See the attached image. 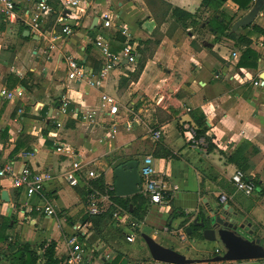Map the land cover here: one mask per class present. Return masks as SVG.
<instances>
[{"label":"crops","instance_id":"1","mask_svg":"<svg viewBox=\"0 0 264 264\" xmlns=\"http://www.w3.org/2000/svg\"><path fill=\"white\" fill-rule=\"evenodd\" d=\"M17 1L19 5L28 3V0ZM164 1L194 16L183 24L178 23L169 12L160 21L156 19V13L152 12H157V7L146 0H88L89 5L80 9L79 25L74 28L73 34L64 42H57V48L51 52L46 49L48 41L44 42L40 37L39 40L34 39L32 35L36 34L33 32L31 39L24 38L26 29L22 31V28L26 26L20 21H12L18 25L23 38L21 47L11 50L17 58H22L23 64L18 68L13 66L12 72L13 69H20L24 76L19 77L14 72L13 75L24 78L31 71L35 79L40 80H35L34 84L37 85L31 90L18 83L17 86L25 88V95L21 99L11 101L0 94V168L6 163L15 162L18 168L27 163L36 170L51 171L54 178L46 184L45 194L56 210L52 216L59 221L61 232L55 236L50 231L46 232L45 224L52 219L51 216L28 204L25 198L18 200L17 206L14 205L12 193L19 194V190L14 188L8 175L0 176V216L14 213L19 229H11V237L19 234L22 243L29 242L33 249L39 251L41 257L38 264L45 262L43 251L39 249L41 241L55 240L56 255L65 259L67 238L81 226L76 225L74 215L79 211L82 199L76 186H71L65 179L71 169V161L56 153L55 131L48 120L58 106L56 103H61L64 98L69 100L74 111L65 117V124L59 130L60 137L79 148L88 158H95L108 184L113 183V170L120 160L139 157L141 162L146 156H152L156 175L162 180L165 193L161 203L150 202V208L139 224L140 232L142 226L153 228L150 235L163 245L190 258L206 259L207 256L188 255L175 236L182 235L189 223L191 226L194 224L189 221L176 231L169 225V219L189 215L202 217L210 206L229 204L227 211L232 208L239 223L245 224V234L264 242L262 188L257 185V191L248 196L237 191L231 182V175L241 164L245 172L264 187V87L252 82L264 71V49L256 46L263 34L259 37L250 31H256L255 25L264 29V19L258 15L256 18L260 20H254L251 25L237 30L238 35L251 37L252 47L262 54L258 60V70L239 67L244 47L233 48L223 43L221 39L228 38L226 36L216 39L217 33L209 25L213 16L221 15V21L230 22L233 30V24L246 14L242 15L241 10L244 9H240L235 0H226L221 6H204L202 0ZM52 2L55 4L59 0ZM212 8L220 9L222 14L209 15L208 10ZM109 11L118 13L119 18L114 19L113 27L104 28L103 15ZM235 13L240 16L238 14L234 21H230L229 17ZM49 25L47 23L46 27L51 28ZM125 27L129 29L128 39L136 50L134 62L123 63L111 70L103 86L98 88L90 86L86 80L77 82L68 77L65 61L57 58L59 51L76 58L89 72L95 73L100 68L101 56L91 45L94 41L91 30L96 35L102 33L114 44L115 33L121 31V35L125 36L122 32ZM206 32L210 33L209 37L204 35ZM150 38L159 43L155 49L146 50L147 60L143 72L138 80H132L130 74L136 69L138 57L145 48L141 43ZM227 40L234 41L230 38ZM233 52L237 53L236 56L232 55ZM9 64L11 60H0V90L3 87L14 88L11 77L6 74ZM42 64L40 71L38 68ZM27 67L29 70L25 72ZM39 73L41 77H38ZM103 93L114 95L119 101V112L114 116L118 128L106 140L101 139L107 130L106 121L109 120V116L103 115L107 109L102 100ZM36 103H39V110H35ZM19 108H23L22 113ZM90 110L102 115L94 124L84 119V112ZM202 117L205 123L200 124L198 121L201 122ZM187 124L196 127L197 131L205 132L201 137L209 138L216 147L210 151L207 140V147L193 146L189 141ZM156 131L162 133L159 138L154 136ZM17 144L18 151L14 150ZM165 150L170 154L162 155ZM232 155H235L233 160ZM81 184L84 183L81 181ZM3 190L8 191L10 202L2 200ZM70 193L76 199L73 207L66 205L62 198L70 196ZM221 194L226 195L225 201L221 200ZM36 199L34 197L33 201ZM120 208V215L113 216L114 222L92 244L107 254H99L98 257L90 255L89 264H111L121 253L123 257L117 264H166L153 258L141 263L135 260L125 263L126 259H130L126 247L131 246L140 235L131 232L128 224L131 215ZM35 211L38 213L35 214ZM172 212L175 214L171 215ZM39 214H43L41 232L36 229L38 227L40 230ZM66 222H71L72 227ZM30 224L33 228H29ZM89 229L86 240L92 235ZM130 232L134 236L133 241L126 238V233ZM200 241L207 240L203 238ZM217 248L223 250L222 244ZM0 264L9 262L0 259ZM234 264H264V258L237 261Z\"/></svg>","mask_w":264,"mask_h":264},{"label":"built area","instance_id":"2","mask_svg":"<svg viewBox=\"0 0 264 264\" xmlns=\"http://www.w3.org/2000/svg\"><path fill=\"white\" fill-rule=\"evenodd\" d=\"M258 2V0H250L251 8ZM59 11L57 16L53 19L51 28L46 25L51 21L53 12L55 11L54 2L52 0H28L26 5H19L17 0H0V15L5 21H20L24 26L38 35L42 41H48V49L50 52L57 48V42H64L67 37L71 36L74 32V26L79 25V18L81 16L80 9H84L89 5L88 0H59ZM259 16L264 19V4L262 5ZM118 13L113 11L106 12L103 15L102 25L104 28L114 26V19H118ZM57 26L60 29L57 30ZM122 32L127 36V41L123 47L118 51H112L110 42L105 38L102 33L97 34L94 38L93 45L98 50L101 56V65L97 72H89L86 67L76 58L68 55H63L61 51L58 53V60H64L67 66L68 77L74 81L81 82L86 80L92 87H101L107 80L109 73L114 68L120 67L126 63L134 62L136 60V50L134 45L129 41L130 32L127 27L122 28ZM259 48L264 49V34L262 38L256 43ZM236 52L232 55L236 56ZM264 55V54H263ZM13 72L23 77L24 73L20 69H13ZM254 85L264 87V80L259 77L252 80ZM0 94L11 101L21 99L25 95V88L16 86L13 89L3 87ZM102 100L107 109L103 115L109 116L106 121L108 129L104 132L102 140L108 139L116 131L114 116L119 112L118 98L109 93L102 94ZM69 100L64 98L61 104L57 106L54 113L48 118L52 123L56 140H54V148L56 153L69 158L71 163L65 179L71 186L84 184L92 190L88 194V213L91 215L100 214L106 211L110 206L115 207L114 217L120 215L121 208L114 202L110 193L113 186H109L107 190L101 191L95 189L90 180L99 176V167L95 158H88L86 154L82 153L79 148L60 137L59 130L65 124V117L73 113L74 110L69 109ZM35 110H39V103L35 104ZM19 112H23V108H19ZM96 110L84 112V119H87L90 124H94L98 117H102ZM189 133V141L195 147L205 145L207 141L205 138L198 137L196 127L187 124ZM162 135L161 131H156L154 136L159 138ZM29 154V153H28ZM140 176L142 178L141 192L150 199L151 203H161L164 199L165 186L161 179L157 177V172L153 164L152 156H146L139 167ZM8 175L13 182L14 188L19 190V201L25 200L28 204L32 205L33 198H37L38 205L33 206L39 211H43L46 215H55L56 210L50 203L49 198L45 194L46 184L54 178V175L49 170H36L32 166L24 163L21 167H17L15 162L6 163L0 168V176ZM231 182L237 191L245 195H253L258 186L254 178L249 176L244 170L236 169L231 175ZM221 200H226V195H220ZM264 206V201H263ZM135 223L131 222L129 228L131 232L134 231ZM91 223H85L79 226L74 233L70 234L67 238L68 250L63 264H89L90 256L84 250L82 240L79 234L87 235ZM126 233L128 241H133L134 236L132 233ZM10 240L12 237L9 238ZM218 255L224 254L219 248L216 249ZM237 262V261H225ZM205 264H223V262H206Z\"/></svg>","mask_w":264,"mask_h":264},{"label":"trees","instance_id":"3","mask_svg":"<svg viewBox=\"0 0 264 264\" xmlns=\"http://www.w3.org/2000/svg\"><path fill=\"white\" fill-rule=\"evenodd\" d=\"M148 4L154 5L157 7V12L155 10L154 13H156V19L163 21L169 12L172 13V16L176 18V21L178 23L184 22L192 16H194L193 13H190L180 7H173L171 4L164 0H146ZM226 0H202V5L204 6H210L212 4H222ZM235 2L239 5L240 9L248 10L250 5V0H235ZM55 11L52 14L50 27H52L53 19L55 16H57L59 11V5L58 3L54 4ZM153 9V6H151ZM214 22V23H213ZM230 22H226L225 20L221 21V15L213 16L211 20H209V25H211L214 28V31L217 33L216 39H219L221 36H226L230 39L237 40V43L239 46H243L244 50L242 51L241 57L238 62L239 67H247V68H258L259 65V58L262 56L261 53H259L257 50H255L252 47L253 39L248 36L244 35H238L237 31L232 30V25H229ZM218 24V25H216ZM257 26V27H256ZM77 26L73 25V28H76ZM254 28L256 29V32L259 35L264 34V29L259 27L258 25H255ZM24 29H28V27L22 28V31ZM60 29V26H57V30ZM159 32V31H158ZM92 35L94 38L97 36L94 30H91ZM156 35V34H155ZM114 44H111L112 51L118 52L123 45L126 42V37L121 35V31H117L114 36ZM26 39H31V37H25ZM112 39V38H111ZM131 42V40H130ZM159 41L153 40V38H150L146 40L145 42H142L141 44H144L143 51L141 52V56L138 57V63L136 69L131 72V79L132 80H138L141 73L143 72L146 60H147V54L146 50H152L155 49L158 45ZM11 77L12 87H16L18 83L23 85L27 90H31L35 85V74L31 71H28L26 73V76L24 78H18L17 76H14L13 73L9 74ZM58 106L61 104L60 102L56 103ZM69 109H72V106L69 105ZM194 117L196 115L194 114ZM198 121V118H197ZM198 123L203 124L205 123L204 118L202 117L201 122L198 121ZM198 137H201L202 135H205V132H202L201 130L197 131ZM47 134V133H46ZM206 140L209 142L208 148L209 150H213L216 146L211 142L209 138H206ZM47 141L50 143V139L48 138ZM19 144H17L16 148L14 150L18 151ZM169 152H162V155H169ZM231 159H235V155H232ZM239 167L243 168V165L240 164ZM242 170L245 171V168ZM254 181L256 184L262 188L260 191L261 194H264V187L260 185V183L254 178ZM91 185L98 190L105 191L108 189L109 186L114 187V181L112 184H108L105 179L104 173H100L99 176L95 179L90 180ZM234 187V186H233ZM76 191L80 195L81 199L87 202L88 200V194L92 191L88 185L86 184H79L76 186ZM112 198L114 202L123 209H125L130 215L131 220L128 224L131 222H134L136 225L134 227V231L141 234L140 230H138L139 224L142 220H144L149 208H150V199L146 197L142 192L136 193L132 196H118L116 194L115 187L113 190L110 191ZM13 196V203L17 206L19 194L18 192L12 193ZM132 205V207H131ZM115 212V207L110 206L106 211L100 213V214H88V216L82 221L85 223H91V226L89 228H92V235L89 237L90 243H94V240L97 237L103 236V233L105 229L111 225L114 222L113 214ZM175 212H172L171 215H174ZM16 218L14 213L11 212V214L8 215H1L0 216V259L6 260L9 262V264H38V261L41 257V254L36 249H33L31 247V244L29 242H21L20 236L14 235L11 237L10 230L14 227V224L16 223ZM171 228L170 226H168ZM193 232L191 236H194L199 239H203L202 231L199 227H196L195 225L192 226ZM123 230V229H122ZM79 238L81 240H84L86 238V235L79 234ZM2 245H5L2 247ZM56 246L57 242L55 240H43L39 244V249H42L43 255L45 258L44 264H63L64 257H58L56 255ZM218 255V252L214 251V256ZM123 257V254H118V256L111 261V264H117L118 261ZM211 258V257H210ZM148 259V258H147ZM149 259H152L149 257Z\"/></svg>","mask_w":264,"mask_h":264},{"label":"water","instance_id":"4","mask_svg":"<svg viewBox=\"0 0 264 264\" xmlns=\"http://www.w3.org/2000/svg\"><path fill=\"white\" fill-rule=\"evenodd\" d=\"M264 4V0L258 2L251 8V11L243 15L233 24V30L251 25L255 18L259 15L260 9ZM96 25V24H94ZM24 36L29 37L31 31L26 29ZM39 40L38 35H32ZM264 80V72L260 76ZM122 159V158H121ZM140 161L137 157L120 160L114 167V186L118 196H132L141 192L142 178L139 172ZM2 200L10 202L9 193L3 190L1 194ZM132 207V205H131ZM229 204L210 206L202 217H194L193 215L182 216L179 218L169 219V225L174 230H180L183 225L191 221L196 227L202 231L204 239L207 241H219L224 248V254L215 255L211 258L196 259L190 258L184 253L165 246L156 240L152 235L142 232L140 236L149 248L151 257L158 262L166 264H194L201 262H225V261H244L264 258V242L260 238H251L245 234V225L240 224L236 214ZM140 230V227H138ZM186 234L193 232L189 223L184 228Z\"/></svg>","mask_w":264,"mask_h":264},{"label":"rangeland","instance_id":"5","mask_svg":"<svg viewBox=\"0 0 264 264\" xmlns=\"http://www.w3.org/2000/svg\"><path fill=\"white\" fill-rule=\"evenodd\" d=\"M202 3V2H201ZM219 6H221V4H218ZM209 11V15H214L215 13H221L222 11L218 8H212ZM242 11V15L245 13H248L251 11V7L248 10H241ZM226 14V12H224ZM222 14V13H221ZM239 14V13H238ZM237 13L234 14V16L229 17L230 21H234V19L236 18V15H238ZM240 16V14H239ZM238 16V17H239ZM206 17L203 16V18ZM2 18H0V22ZM257 20L259 19H255V22H257ZM4 23H0V60L1 62H3V60L8 59L11 60V64H9L7 66V70H6V74H11L12 72V67L15 66L16 68L21 67V65L23 64L22 58H17V56H15V53H11L12 49H17L20 48L21 45L23 44V38L21 36L20 30L18 25L16 26L15 23L13 24L12 21H3ZM16 26V27H15ZM252 34H254L255 36H259V34L254 30H250ZM206 37L210 36L209 32H206L204 34ZM260 37V36H259ZM228 38H222L221 41H223V43H228L229 46L235 48V47H240L237 43V40L229 41L227 40ZM210 40H213L212 38H210ZM93 42H91V45H93ZM97 50V49H96ZM13 52V51H12ZM43 68V64L39 66L38 70H42ZM29 69L28 67L26 68L27 72ZM258 70V69H257ZM264 71L260 72V76ZM38 77H41L42 74L39 73L37 74ZM257 75V74H256ZM257 77V76H256ZM36 80H40V79H36ZM115 122V121H114ZM117 124L118 126V122H115V125ZM106 128L108 129V125L106 124ZM118 128V127H116ZM139 158V157H137ZM143 161L140 162V164ZM237 169H243L242 167H238ZM101 170L99 168V172L101 173ZM99 173V174H100ZM82 182H84L83 180H81ZM69 192V191H68ZM75 195L73 193H70V196H65L62 197L65 204L66 205H75L74 202H76V199L74 198ZM20 204V203H19ZM33 206H37L38 205V200L36 199L35 202H32ZM72 205V207H73ZM259 208V207H258ZM18 209V208H17ZM227 211V210H226ZM43 212V211H41ZM57 212H59L57 210ZM35 214H37L38 212L35 211ZM88 203L84 200H82V205L79 208V211L74 215L75 216V223L76 225L78 224H84L82 221H84V219L88 216ZM16 217V216H15ZM52 219L48 220V222L45 224V228H46V232H51L53 233V235L55 236L58 232H61V227H60V223L57 220V218L55 216H51ZM17 219V218H16ZM42 220H43V214H39L38 216V222H39V228L40 230H38V227L36 228L37 231L41 232V226H42ZM65 224H67L68 226L72 227V223L71 222H66ZM15 226L13 228H17L19 229V226L16 225V223L14 224ZM245 225V224H244ZM17 226V227H16ZM35 227V226H34ZM12 228V229H13ZM29 228H33V226L30 224ZM108 229V228H107ZM92 232V228L89 229ZM12 231H10V234H12ZM78 231V229L76 230ZM141 231L142 232H146V233H152L153 228H147L146 226H142L141 227ZM171 231V229L169 230ZM138 235V233H136ZM19 235V234H18ZM70 235V234H69ZM178 239V242L183 244V251H185L186 253H188V255H193V256H207V258L213 257L214 256V251L215 248L217 246L220 245L219 241H206V242H201L199 238H196L194 236H188V234H186V232L184 231L182 235H175ZM83 243V247L84 250L89 254V256L91 255V257H98V255H106L107 253L104 252V250L102 249H98L95 248L94 245H92V243H90V241L87 239L82 240ZM131 246H129L128 248L126 247L125 251L128 255V257L130 258L129 260H125V263H129L132 262L133 260H135L136 262L141 263L142 261L146 260L147 258L151 257L149 248L147 247L145 241L142 239L141 236L136 238V241L130 244ZM5 245H2V247ZM193 246H195L196 248H194ZM223 247V245H222ZM191 250V251H190ZM222 253L224 252V248L223 250L221 249ZM115 254V252L113 253ZM152 258V257H151ZM206 262H202V264H205ZM231 264H234L232 262H229Z\"/></svg>","mask_w":264,"mask_h":264}]
</instances>
